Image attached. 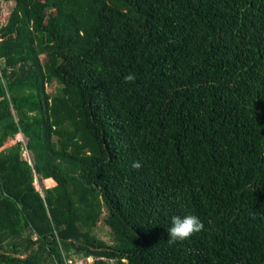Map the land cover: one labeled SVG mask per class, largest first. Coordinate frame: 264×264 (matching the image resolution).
Instances as JSON below:
<instances>
[{
	"label": "trees",
	"instance_id": "1",
	"mask_svg": "<svg viewBox=\"0 0 264 264\" xmlns=\"http://www.w3.org/2000/svg\"><path fill=\"white\" fill-rule=\"evenodd\" d=\"M5 8L0 264H264V0Z\"/></svg>",
	"mask_w": 264,
	"mask_h": 264
},
{
	"label": "clouds",
	"instance_id": "2",
	"mask_svg": "<svg viewBox=\"0 0 264 264\" xmlns=\"http://www.w3.org/2000/svg\"><path fill=\"white\" fill-rule=\"evenodd\" d=\"M135 79L136 77L133 74H129L124 77L126 83H134ZM132 167L140 169L142 165L139 161H136L133 163ZM203 230V222L195 215L189 214L185 216H173L171 226L167 230V242L169 244L184 242Z\"/></svg>",
	"mask_w": 264,
	"mask_h": 264
},
{
	"label": "rangeland",
	"instance_id": "3",
	"mask_svg": "<svg viewBox=\"0 0 264 264\" xmlns=\"http://www.w3.org/2000/svg\"><path fill=\"white\" fill-rule=\"evenodd\" d=\"M56 88H58V85H57V83L54 81V82L52 83V85H48V86H47V91H48L49 93H53V92H55ZM13 141H14V140H13ZM26 155H27V158H28V157H29V154H26ZM44 183H45V186H43ZM44 183H43V181H40L39 177L36 178V182H35V184H36L37 188L42 192V194H44V190H45L46 188H48V187H50V186L52 185V182L49 181V180L44 181ZM46 186H47V187H46ZM98 233H99L100 237H101L103 240H105V241H110L109 229H108L106 226L101 225V228L98 229Z\"/></svg>",
	"mask_w": 264,
	"mask_h": 264
},
{
	"label": "built area",
	"instance_id": "4",
	"mask_svg": "<svg viewBox=\"0 0 264 264\" xmlns=\"http://www.w3.org/2000/svg\"><path fill=\"white\" fill-rule=\"evenodd\" d=\"M2 13H3V16L0 18V20H1L2 23H4L5 20H6L7 15L9 14V11L5 8V9H3ZM21 137H22V135L18 136V138L23 140ZM45 181H47V180H45ZM44 186H45V183H44ZM93 261H94V258L91 257V256H88V257H75V258H71V259L67 260L66 264H92Z\"/></svg>",
	"mask_w": 264,
	"mask_h": 264
},
{
	"label": "crops",
	"instance_id": "5",
	"mask_svg": "<svg viewBox=\"0 0 264 264\" xmlns=\"http://www.w3.org/2000/svg\"><path fill=\"white\" fill-rule=\"evenodd\" d=\"M50 181V180H49Z\"/></svg>",
	"mask_w": 264,
	"mask_h": 264
}]
</instances>
